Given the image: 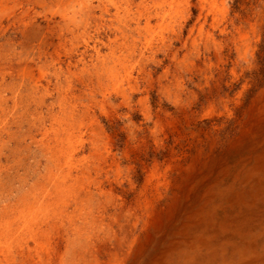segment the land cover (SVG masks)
<instances>
[{
	"label": "bare ground",
	"instance_id": "1",
	"mask_svg": "<svg viewBox=\"0 0 264 264\" xmlns=\"http://www.w3.org/2000/svg\"><path fill=\"white\" fill-rule=\"evenodd\" d=\"M0 264H264V0H0Z\"/></svg>",
	"mask_w": 264,
	"mask_h": 264
}]
</instances>
